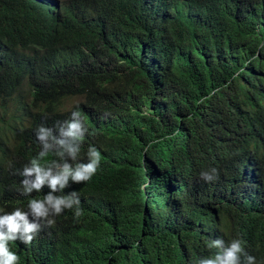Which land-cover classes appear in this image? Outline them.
<instances>
[{
    "label": "trees",
    "instance_id": "trees-1",
    "mask_svg": "<svg viewBox=\"0 0 264 264\" xmlns=\"http://www.w3.org/2000/svg\"><path fill=\"white\" fill-rule=\"evenodd\" d=\"M54 1L0 0V215L80 199L9 242L19 264H200L234 239L264 264V0ZM90 148L96 173L53 190Z\"/></svg>",
    "mask_w": 264,
    "mask_h": 264
},
{
    "label": "clouds",
    "instance_id": "clouds-1",
    "mask_svg": "<svg viewBox=\"0 0 264 264\" xmlns=\"http://www.w3.org/2000/svg\"><path fill=\"white\" fill-rule=\"evenodd\" d=\"M48 4H55L54 0H46ZM56 5V4H55ZM57 6V5H56ZM43 7V6H42ZM57 12V9H54ZM78 109V105H77ZM73 117H81L79 110L73 111ZM84 131L81 128L80 120L75 119L68 124V135H76ZM46 132L42 126L40 127V138L43 139V134ZM83 140V136L80 137ZM256 145L260 147V151L264 152V134L262 132L256 135ZM80 151L79 148L71 150L72 154ZM89 163L78 166L74 171L65 165L60 176L52 177L50 179V186L55 190L59 183L61 187L67 181L68 175H71L73 180L77 183L88 181L97 171L100 162V153L94 148H90ZM35 171L37 174L41 171L40 167L33 165L32 168H24V172L31 173ZM201 177L206 181L216 179V169L211 172H202ZM39 180V175L37 176ZM28 190L25 191V194ZM80 204L79 193L73 190L68 196L53 197L51 193L44 197L43 200L32 199L28 202L27 208L34 217L32 222L28 220V213L20 208H15L11 213L0 215V264H19L20 257L17 253L9 248V242L19 240L23 244H31L37 233L41 230V223L37 220L46 219L45 225L48 227L55 225L53 218H48L50 212L54 213V217L62 213L64 209H72L74 206L78 208ZM76 215H79L77 211ZM221 241H212L211 245H219ZM241 254L244 255L245 260L243 264H256L255 257L244 252L241 242L234 239L230 242L227 248L222 245L219 248V253L214 258H206L200 261V264H241Z\"/></svg>",
    "mask_w": 264,
    "mask_h": 264
}]
</instances>
